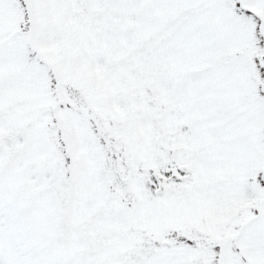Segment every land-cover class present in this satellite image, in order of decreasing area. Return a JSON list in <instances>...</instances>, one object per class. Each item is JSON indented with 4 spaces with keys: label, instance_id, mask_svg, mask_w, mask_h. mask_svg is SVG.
Wrapping results in <instances>:
<instances>
[{
    "label": "snow or ice",
    "instance_id": "snow-or-ice-1",
    "mask_svg": "<svg viewBox=\"0 0 264 264\" xmlns=\"http://www.w3.org/2000/svg\"><path fill=\"white\" fill-rule=\"evenodd\" d=\"M0 264H264V0H0Z\"/></svg>",
    "mask_w": 264,
    "mask_h": 264
}]
</instances>
